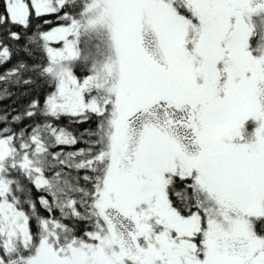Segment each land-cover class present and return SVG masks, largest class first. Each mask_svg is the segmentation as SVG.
Instances as JSON below:
<instances>
[{"label":"snow or ice","instance_id":"1","mask_svg":"<svg viewBox=\"0 0 264 264\" xmlns=\"http://www.w3.org/2000/svg\"><path fill=\"white\" fill-rule=\"evenodd\" d=\"M0 264H264V0H0Z\"/></svg>","mask_w":264,"mask_h":264}]
</instances>
